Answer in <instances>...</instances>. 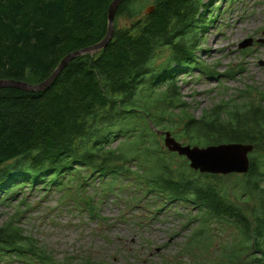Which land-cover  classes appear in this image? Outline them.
I'll use <instances>...</instances> for the list:
<instances>
[{"label":"trees","instance_id":"obj_1","mask_svg":"<svg viewBox=\"0 0 264 264\" xmlns=\"http://www.w3.org/2000/svg\"><path fill=\"white\" fill-rule=\"evenodd\" d=\"M112 1L0 0V80L42 83L68 54L101 42ZM143 1L122 0L106 47L76 56L50 88L0 89V202L11 206L25 189L86 191L100 179L110 195L131 183V201L150 194L163 206L198 209L188 219L196 226L187 253L205 251L214 264H264V92L249 86L195 117L180 77L197 67L218 76L196 54L216 0H153L151 14ZM162 128L191 145L250 143V169L195 171L163 149ZM87 209L100 216L93 200ZM21 218L14 212L0 224V264H102L55 259ZM217 228L239 236L214 248V259Z\"/></svg>","mask_w":264,"mask_h":264},{"label":"rangeland","instance_id":"obj_2","mask_svg":"<svg viewBox=\"0 0 264 264\" xmlns=\"http://www.w3.org/2000/svg\"><path fill=\"white\" fill-rule=\"evenodd\" d=\"M143 3L145 11L153 5V0ZM127 21L119 23L125 25ZM205 21L208 28L202 33L196 54L200 64L218 76L210 78L197 67L180 77L183 99L198 119L215 105L239 97L240 91L249 86L264 92V64L259 63L264 61V0H216ZM248 38L253 39L252 44L240 48L239 44ZM229 70L232 72L227 73ZM164 130L158 131L160 141L163 149L171 152L165 146ZM103 185L97 179L86 191L75 184L61 192L25 189L11 206L0 202V224L8 214H22L25 232L38 239L57 260L91 259L102 264H214L208 261L205 251H185L196 226L187 225L188 219L199 214L198 209L180 201L163 206V201L150 194L131 201L136 191L131 183L115 190V194L104 195ZM92 200L100 215L94 218L87 209V203ZM215 230L217 237L209 251L211 258L218 259L214 248L239 234L230 229Z\"/></svg>","mask_w":264,"mask_h":264},{"label":"water","instance_id":"obj_3","mask_svg":"<svg viewBox=\"0 0 264 264\" xmlns=\"http://www.w3.org/2000/svg\"><path fill=\"white\" fill-rule=\"evenodd\" d=\"M122 0H113L108 10V33L105 38L90 47L77 50L68 54L57 66L54 72L42 83L30 84L24 81H16L11 79H1L0 89L5 87H13L26 91H43L51 87L61 71L72 61L76 56L91 52L95 53L102 50L110 42L114 32V19L117 8ZM155 9V5L145 9V14H151ZM253 42L252 38L245 39L239 46L246 48ZM259 63L264 64L263 60ZM164 142L167 149L171 152H176L180 156L186 157L189 161V166L201 173L229 175L233 173L245 174L249 171L251 160L249 153L253 150L252 144L246 143H220L207 146L184 144L177 140L170 131H165Z\"/></svg>","mask_w":264,"mask_h":264},{"label":"bare ground","instance_id":"obj_4","mask_svg":"<svg viewBox=\"0 0 264 264\" xmlns=\"http://www.w3.org/2000/svg\"><path fill=\"white\" fill-rule=\"evenodd\" d=\"M115 21V20H114ZM108 29V28H107ZM99 43V42H98ZM87 48V47H86Z\"/></svg>","mask_w":264,"mask_h":264}]
</instances>
